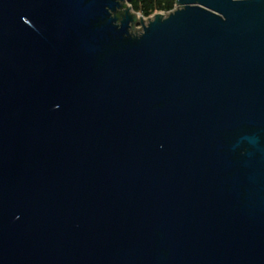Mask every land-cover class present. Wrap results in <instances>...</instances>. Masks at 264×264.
Instances as JSON below:
<instances>
[{
    "label": "water",
    "instance_id": "95a60500",
    "mask_svg": "<svg viewBox=\"0 0 264 264\" xmlns=\"http://www.w3.org/2000/svg\"><path fill=\"white\" fill-rule=\"evenodd\" d=\"M0 0V264H264V0Z\"/></svg>",
    "mask_w": 264,
    "mask_h": 264
},
{
    "label": "trees",
    "instance_id": "16d2710c",
    "mask_svg": "<svg viewBox=\"0 0 264 264\" xmlns=\"http://www.w3.org/2000/svg\"><path fill=\"white\" fill-rule=\"evenodd\" d=\"M131 8L144 17L157 11L167 12L174 8L175 0H129Z\"/></svg>",
    "mask_w": 264,
    "mask_h": 264
},
{
    "label": "rangeland",
    "instance_id": "374dc122",
    "mask_svg": "<svg viewBox=\"0 0 264 264\" xmlns=\"http://www.w3.org/2000/svg\"><path fill=\"white\" fill-rule=\"evenodd\" d=\"M130 11L133 13L132 10H130ZM164 13H166V12H164ZM133 15L135 17V20L133 23H131V27L129 28V33L134 35V34H138L141 31V24L138 20L140 17V13L139 14L133 13ZM144 20L146 21L147 17H145Z\"/></svg>",
    "mask_w": 264,
    "mask_h": 264
},
{
    "label": "bare ground",
    "instance_id": "6f19581e",
    "mask_svg": "<svg viewBox=\"0 0 264 264\" xmlns=\"http://www.w3.org/2000/svg\"><path fill=\"white\" fill-rule=\"evenodd\" d=\"M131 12V11H130ZM132 13V12H131ZM133 14V13H132ZM134 16V15H133ZM140 18V17H139Z\"/></svg>",
    "mask_w": 264,
    "mask_h": 264
},
{
    "label": "built area",
    "instance_id": "2783aa9c",
    "mask_svg": "<svg viewBox=\"0 0 264 264\" xmlns=\"http://www.w3.org/2000/svg\"><path fill=\"white\" fill-rule=\"evenodd\" d=\"M175 7V6H174Z\"/></svg>",
    "mask_w": 264,
    "mask_h": 264
}]
</instances>
